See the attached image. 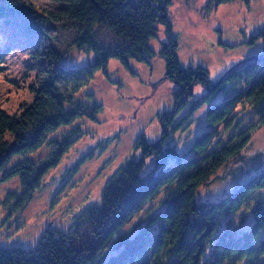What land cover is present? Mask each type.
I'll use <instances>...</instances> for the list:
<instances>
[{
	"label": "trees",
	"instance_id": "16d2710c",
	"mask_svg": "<svg viewBox=\"0 0 264 264\" xmlns=\"http://www.w3.org/2000/svg\"><path fill=\"white\" fill-rule=\"evenodd\" d=\"M171 4L172 0H0V73L5 71L7 55L19 52L25 57L22 76L10 80L16 93L7 102L0 101V185L18 179L20 188L8 191L1 203L12 212L24 210L42 187L45 174L84 134L79 119H96L101 106L94 96L78 94L99 71L107 73L110 59L134 73L131 59L150 63L162 57L165 79L176 84L172 108L158 114L159 139L138 137L135 148L141 157L128 160L105 183L99 202L80 213L68 231L47 228L29 248L0 247V264H264V165L220 199L197 200L198 188L224 164L253 168L242 151L264 126V47L262 53L230 66L214 83L206 67L181 64L168 15ZM160 28L167 40L156 52L148 43ZM103 29L127 42L114 44L109 38L106 45L101 43ZM51 32L65 34L68 47L89 52L91 60L67 65L68 48L57 46ZM257 40L264 44V28L251 37V42ZM198 84L206 88L200 96L194 92ZM222 90L231 95L210 104ZM205 104H210L204 116L206 128L179 152L170 137L190 130ZM248 107L259 108L258 122L252 123L255 119L245 114ZM43 148L50 154L35 158ZM169 157L177 161L169 163ZM150 158L153 165L144 173ZM261 158L264 152L252 160ZM257 193L244 216L251 223L242 229L244 217L235 224L234 215ZM157 199L158 209L133 234L116 237ZM111 242L116 252L105 255Z\"/></svg>",
	"mask_w": 264,
	"mask_h": 264
},
{
	"label": "rangeland",
	"instance_id": "374dc122",
	"mask_svg": "<svg viewBox=\"0 0 264 264\" xmlns=\"http://www.w3.org/2000/svg\"><path fill=\"white\" fill-rule=\"evenodd\" d=\"M168 15L173 25L174 37L178 41L181 64L206 67L209 78L214 83L222 79L229 67L237 61L262 53L263 42H251V37L264 28V0H234L218 6L214 2L210 3V0H172ZM51 33L58 39L57 46L68 48L67 65L81 66L91 60L89 52L81 51L75 46L68 47L70 40L65 34ZM110 33L112 36L105 29L99 32L101 43L105 44L109 38H114L111 41L114 44L123 42L125 45L127 42L125 37L115 32ZM166 40V34L160 28L157 37L151 38L148 44L158 52L161 43ZM24 59L19 52L6 56L5 71L0 73L1 102H7L16 93L10 80L17 75L22 76ZM130 66L134 73L112 58L107 73L99 71L79 91L78 96L81 98L92 94L101 106V111L95 120L87 117L79 119L84 134L72 143L57 165L45 174L42 187L35 192L23 211L12 212L11 208L1 205L8 191L20 189L18 179L0 185V247L29 248L36 244L47 228L64 231L71 229L80 213L89 205L99 202L105 183L128 160L141 157V151L135 148L138 137L144 134L150 142L159 139L162 129L158 114L172 108L176 84L165 79L166 65L162 57L151 59L150 63L131 59ZM205 90L201 84L194 88L197 96ZM230 95L227 90H222L210 104ZM210 104H205L195 114L190 130L179 131L170 137V144L176 145L179 152L186 150L195 136L206 128L204 116ZM245 114L255 119L252 123L260 119L259 108L254 110L248 107ZM60 134L61 131L56 133L57 136ZM49 152V148H43L35 154V158L45 157ZM260 152H264V126L254 132L242 151L248 165L253 168L248 171L243 170V166L236 162L224 164L214 178L198 188L197 200L216 201L234 191L264 165L262 158L252 160ZM176 161L175 157L168 158L169 163ZM152 165L153 159L150 158L144 173ZM73 167H77L75 171L71 169ZM256 196L259 194L253 195L244 204L243 207L246 208L234 215L235 224L245 214H249L248 207L254 204ZM158 203L159 199L149 202L116 237L126 232L133 234L148 214L158 209ZM244 220L242 229L251 223L248 215ZM237 228L238 231L241 230L239 226ZM115 252L113 242L104 250L105 255Z\"/></svg>",
	"mask_w": 264,
	"mask_h": 264
},
{
	"label": "water",
	"instance_id": "95a60500",
	"mask_svg": "<svg viewBox=\"0 0 264 264\" xmlns=\"http://www.w3.org/2000/svg\"><path fill=\"white\" fill-rule=\"evenodd\" d=\"M207 89H208V90H210V89H211V87H210V86H207Z\"/></svg>",
	"mask_w": 264,
	"mask_h": 264
}]
</instances>
